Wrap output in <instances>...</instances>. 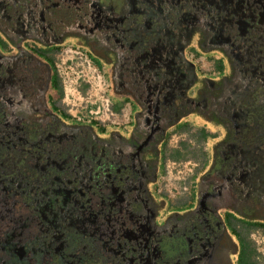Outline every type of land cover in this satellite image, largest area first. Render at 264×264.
Masks as SVG:
<instances>
[{
  "label": "flooded vegetation",
  "instance_id": "obj_1",
  "mask_svg": "<svg viewBox=\"0 0 264 264\" xmlns=\"http://www.w3.org/2000/svg\"><path fill=\"white\" fill-rule=\"evenodd\" d=\"M70 43L109 67L124 131L56 104L53 56ZM197 49L222 56L218 75L189 60ZM198 117L225 132L179 201L161 179ZM255 219L264 0H0V264H65L55 240L72 246L71 264L102 252L104 264H239V226Z\"/></svg>",
  "mask_w": 264,
  "mask_h": 264
},
{
  "label": "rangeland",
  "instance_id": "obj_2",
  "mask_svg": "<svg viewBox=\"0 0 264 264\" xmlns=\"http://www.w3.org/2000/svg\"><path fill=\"white\" fill-rule=\"evenodd\" d=\"M30 45L41 47L40 44L30 43ZM197 50L201 52V50ZM78 52L87 54L99 70L91 72L84 60L80 59L82 55H79ZM211 56L204 55L202 52L200 56L196 57L193 54H188L189 60H192L205 74L215 77L218 75L216 62L222 56L220 54ZM53 60L61 85L60 91L58 90L60 96L57 93L54 95L55 102L60 109L71 111L69 115L72 120L93 126L96 129L101 128L107 132L125 130L124 124L129 120L123 114L125 111L127 112L126 107L123 105L120 110H115V106L122 103L125 97L115 92L110 79L111 72L106 64L103 63L102 66H99L88 49L74 43H70L62 53L54 55ZM108 108L113 109L118 117L109 116ZM114 120L121 123L120 126L114 125ZM190 124L192 131L197 134L194 133L191 134V137L184 138L185 142H182L183 145L180 146V155L172 154L178 158L177 164L168 163L166 174L161 179L166 185V194L178 200L182 197L179 194L186 193L210 161L216 144L212 136L216 138L225 132V129L219 124L206 123L201 117L192 119ZM202 131H205L206 134ZM179 141V138H173L170 146L176 148ZM254 221L259 222L258 224L254 223L257 227L238 225L239 231L253 251L252 260L257 264H264V219H255ZM232 263L236 264V256H232Z\"/></svg>",
  "mask_w": 264,
  "mask_h": 264
},
{
  "label": "trees",
  "instance_id": "obj_3",
  "mask_svg": "<svg viewBox=\"0 0 264 264\" xmlns=\"http://www.w3.org/2000/svg\"><path fill=\"white\" fill-rule=\"evenodd\" d=\"M122 106H123L122 103L117 104L115 106V110L116 111L120 110ZM3 224L4 223L1 222V226ZM97 242H98V240L96 241V243ZM53 244H54L55 253L58 256V260L60 262L65 263V264H71L73 261L77 262L74 257L73 258H69L67 256V254H68L69 250L72 248V246L69 247V248L68 247L65 248L64 247L65 244L64 245H59V240H55L53 242ZM94 251H92V252L94 253ZM86 253H88V252H86ZM95 253H97V252H95ZM107 253H108V251H107ZM114 253H116V251ZM103 256L105 257V253H103V252H102V255H100L98 257H96V254L95 255H89L88 254V256H86V258H85L86 262H84V264H104L106 259H103ZM252 258H253V251L250 249V246L248 245V243H246V242L243 243V248H242L241 254L239 255V264H255V262H253ZM45 261H47V260H45ZM74 264H76V263H74Z\"/></svg>",
  "mask_w": 264,
  "mask_h": 264
},
{
  "label": "built area",
  "instance_id": "obj_4",
  "mask_svg": "<svg viewBox=\"0 0 264 264\" xmlns=\"http://www.w3.org/2000/svg\"><path fill=\"white\" fill-rule=\"evenodd\" d=\"M79 55H82V57L80 59L84 60L86 66L88 67V69L92 72H97L99 69L98 67L95 65L94 62H92L91 58L88 57L87 54H83L82 52H78ZM100 77V76H99ZM109 116H112V118H116L118 117V114L116 112L113 111V109H107ZM124 117H127V112L125 111ZM114 125L120 126L121 123H119L117 120H114Z\"/></svg>",
  "mask_w": 264,
  "mask_h": 264
}]
</instances>
